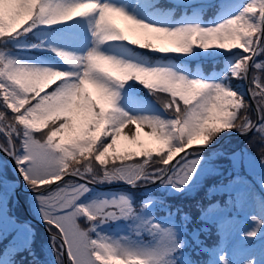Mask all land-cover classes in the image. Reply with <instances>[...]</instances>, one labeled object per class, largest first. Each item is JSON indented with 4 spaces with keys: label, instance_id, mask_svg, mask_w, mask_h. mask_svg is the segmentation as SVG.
I'll use <instances>...</instances> for the list:
<instances>
[{
    "label": "snow or ice",
    "instance_id": "1",
    "mask_svg": "<svg viewBox=\"0 0 264 264\" xmlns=\"http://www.w3.org/2000/svg\"><path fill=\"white\" fill-rule=\"evenodd\" d=\"M176 7L191 14L174 19L158 0H0V153L19 173L9 178L0 169V240L15 233L0 264H16L21 250L35 255L30 225L10 214L20 179L55 264L65 257L67 264H264V0H177ZM205 10L210 19H201ZM72 22L80 23L20 42ZM32 49L51 52L54 62L15 55ZM195 60L223 67L192 72L187 63ZM233 130L259 147L260 193L239 172L241 160L249 170L257 165L247 149L214 147ZM211 177L218 180L205 191L207 203L195 202L196 216L167 199L192 197ZM113 183L146 189L143 199H86L92 185ZM217 193L227 199L213 202ZM245 207L253 211L241 227L232 210ZM212 227L219 239L208 246L201 235Z\"/></svg>",
    "mask_w": 264,
    "mask_h": 264
},
{
    "label": "rangeland",
    "instance_id": "2",
    "mask_svg": "<svg viewBox=\"0 0 264 264\" xmlns=\"http://www.w3.org/2000/svg\"><path fill=\"white\" fill-rule=\"evenodd\" d=\"M236 2H246V0H236ZM167 11H170L172 13V15H173V11L172 10H167ZM77 23H80V22H73L70 25V27H74L75 24H77ZM116 23L119 26H121V27L123 26V23L120 22V19H117ZM53 32H56V31H49V29H44V31H40L39 32V33H41V35H38L39 39L50 37L51 33H53ZM20 42L21 43H31V42H28L26 40H22ZM50 42L54 43L55 41H50ZM32 43H35V42H32ZM32 50H18L17 52H15V55L19 56L23 60L37 61V62H50V63L54 62L53 61V56L46 55L42 51H41L42 53L41 52L36 53V52H34V50H36V49H32ZM38 51H40V50H38ZM210 51L211 52H216L217 50H210ZM49 53H51V52H49ZM195 61H197V60H195ZM176 64H178V63H176ZM196 71H200V72L204 73L203 70L201 69L200 65L196 68L195 72ZM142 138L147 140L146 137H142ZM251 138L252 137L246 138V140H242V141L241 140L229 141L227 143V147H223L222 151L227 153V154H231L229 152L230 150H233V152H234V151H239V150L245 149V148L247 149V152L250 154V156L257 161V165H256V167L254 169L249 170L247 168L246 163L243 160H241L240 167H239V172H240L241 175L246 176V178L252 183V186H253L254 190L257 193H260V186H258L257 180H258L259 173H260L259 160H260L261 153H260L258 145H252V144L249 143ZM0 139H2V138H0ZM220 140L218 142H220ZM122 143H123V141H122ZM222 144L217 146V147H215V148L216 149L219 148L220 146H222ZM217 162L222 164V165H225V166H230V164H231V162L229 160H227L226 158H221ZM0 169H2L7 174V176L9 178H16V176L14 175L11 167L6 162V159L4 157H2L1 155H0ZM208 179L205 180V183H206V181H209ZM113 184H121V183H113ZM113 184H105V185H113ZM156 187H157L156 185L149 186V188H156ZM209 187H211V186H209ZM91 188H92V191L87 194L86 199L99 198L101 195L127 193V194H129V195H131L133 197L134 201L138 202L141 199H143V196L141 195V193L146 191V189H139V190L138 189H130V190L125 189V190H120V191H103V192H101L100 190H98V189H96V188H94L92 186H91ZM204 189H207V187L204 186V188L200 189L195 195L203 192ZM165 192H166V190H161V191L156 192L155 194H157V195H165ZM260 194L264 195V193H260ZM32 197H33V195H29V194L23 195V194H21L20 201L24 202V204L28 207V210H30L32 215L39 219L37 213L35 212L34 200L32 199ZM192 197H187V196H183V195H171V196H168L167 199L170 202L179 203L181 201L188 200V199H190ZM20 201L14 203L15 204L14 207H13V204L10 202L9 206L12 209L10 214H12V212L15 213L16 216H18L20 219H22L24 221L23 223L26 222V223H28L30 225V227L32 229V232H33L31 249H32L33 252H35L37 254L38 259H46L49 262V264H55L54 254L52 253L51 249L47 247V245H48V235L36 223H34V222H30L29 223V222L26 221L27 217H26V214H25V208L23 206H21V202ZM251 211H253V209H251L249 207H245L243 210H241V209H233L232 210V215L237 217V219L241 223V227H245L247 225V220L245 218V213L246 212H251ZM81 224L83 226V221H81ZM114 228H115V225H106L105 226V230H109V231L114 229ZM13 234H15V233H13ZM12 240L13 239H11V242H12ZM2 241H3V239L0 240V242H2Z\"/></svg>",
    "mask_w": 264,
    "mask_h": 264
},
{
    "label": "trees",
    "instance_id": "3",
    "mask_svg": "<svg viewBox=\"0 0 264 264\" xmlns=\"http://www.w3.org/2000/svg\"><path fill=\"white\" fill-rule=\"evenodd\" d=\"M158 3L161 7V9H174L175 11V16L179 17L182 16L184 14L187 13V15L191 14V9H183V8H178L176 7V3L177 0H158ZM201 18L204 20L210 19V15L208 13L207 10L201 12ZM35 39H37V35L34 34H29L28 37L24 38V40L29 41V42H33ZM153 59H159V57L157 56H152ZM178 64H181L182 62L177 60L176 61ZM200 65L201 69L203 70V72L205 74H211L213 71H220L221 68L223 67L222 63L220 61H209V60H197V61H190L187 63V67L190 68L191 71H195L196 68ZM135 88L137 89V91L139 92V94L146 96L147 95V90L143 89L139 84L135 85ZM149 99H151V97H149ZM157 107H159V105H157ZM234 131V130H233ZM228 132L222 133L220 135V137L218 138V141L227 134ZM252 137L251 135L248 137H243V138H229L228 140L224 141V143L222 144V146H220L219 150H222L223 147H227V143L229 141H233V140H246V138H250ZM230 153L233 152V150L229 151ZM221 159V158H220ZM209 181H206L205 185L207 188L209 186H212L214 183L217 182L218 178L216 177H211L208 179ZM258 186L259 183H258ZM205 191L206 189H204L203 192L193 196L192 198L188 199V200H184L181 201L179 203H174V204H181L184 206L185 210L190 212L193 216H196L198 214V210L195 208V202L197 200H200L204 203H207V201L205 200ZM213 202H215L216 200H219L221 203H223V201L225 199H227V195L226 194H215L213 196ZM15 234L10 233L7 238L4 239V241L2 242V244H0L1 249H3L4 246H6L8 243H11V239H13V236ZM201 239L205 241V243L208 246H211L213 244H215V242H217L218 237L216 235V230L215 227H212L211 229V234L208 235L207 237L204 236L203 234L201 235ZM8 244V245H9ZM33 252V251H32ZM35 255L30 254L29 251L27 250H21L19 252H17L15 254V261L16 264H31V262L33 261V259H38V256L35 252H33ZM193 257L195 259H204L206 256L204 254H201L200 256H196L195 254H193Z\"/></svg>",
    "mask_w": 264,
    "mask_h": 264
},
{
    "label": "water",
    "instance_id": "4",
    "mask_svg": "<svg viewBox=\"0 0 264 264\" xmlns=\"http://www.w3.org/2000/svg\"><path fill=\"white\" fill-rule=\"evenodd\" d=\"M244 91H246L247 89V86L244 85ZM251 135V134H249ZM248 135V136H249ZM230 137H245V136H241L239 134H237L236 132H230L228 133L227 135H225L221 140L220 142L216 143L214 145V147H217L219 145L222 144V142H224L226 139L230 138ZM1 155H3L6 160L8 161L14 175L16 176V178H19V173L15 171V162L8 156H5L3 153H0ZM151 186V185H149ZM92 187H95L99 190H103V191H108V190H115V189H125V188H129L128 185L126 184H113V185H101V184H96V185H92ZM23 193V194H32L29 190H27V188L25 187L24 185V182L22 179H20L19 181V187L17 188V193H16V196H15V203L20 201V194ZM21 204L23 205V207L25 208V211H26V214L28 216V220L31 221V222H34L36 224H38L45 232L46 234L48 235V232L46 231V228H45V225H43L40 220H37L35 219L34 217H32L30 211L28 210L27 206L22 202L20 201ZM65 264H67V258L65 257Z\"/></svg>",
    "mask_w": 264,
    "mask_h": 264
}]
</instances>
